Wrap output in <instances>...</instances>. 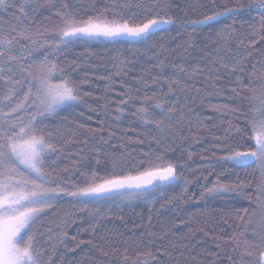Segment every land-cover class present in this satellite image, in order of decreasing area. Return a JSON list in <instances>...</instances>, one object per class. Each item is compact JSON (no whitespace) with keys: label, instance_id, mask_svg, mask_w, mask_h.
I'll return each instance as SVG.
<instances>
[{"label":"trees","instance_id":"trees-1","mask_svg":"<svg viewBox=\"0 0 264 264\" xmlns=\"http://www.w3.org/2000/svg\"><path fill=\"white\" fill-rule=\"evenodd\" d=\"M68 2L84 16L95 15L96 9L105 6L111 8L113 4V0H68ZM167 2L171 6L170 12L173 15L183 17L186 11L189 17L202 19L204 13L211 15L214 10L222 11L224 3L231 5L235 0H215V3L213 0H167ZM93 4L96 5V9L91 7ZM19 15L15 9L8 11L0 9V17H4L3 27L22 29L24 25H29L33 34L43 31L44 28L49 31L54 30L56 21L47 9L41 8L36 13H30L32 19L24 20L22 23L16 19ZM107 15L111 18L110 12ZM255 15L256 13L253 12L252 17ZM252 17L245 11L236 17H221L211 26H201L193 33L196 48L192 50L193 55L184 61L186 66L200 63L203 67V61L198 58L206 52H212L213 57H223L225 62L233 63L234 58L238 57L243 60L247 69L250 70L253 64L259 68L260 65L256 62L264 58L262 45L257 43L253 48L248 43L247 22ZM242 20L245 21L243 27H241ZM224 28L234 29L244 43L238 44L234 38L231 52L216 53L214 41L217 33ZM187 32H192L191 26L187 28ZM44 38L37 36V39ZM185 39L187 35L178 34L177 28L174 27L170 31L160 32L156 37V48L130 41L97 40L89 44L77 43L60 52L55 58L49 57L54 63L71 72L73 80L86 81L80 85L81 92L91 95L84 97V103L64 107L53 116L38 118V123L43 120V125L49 130L53 132L56 129L61 130V135L54 139L58 146L63 147V152L46 157V170L56 169L61 176L74 183L82 180L81 170L95 169L99 175L110 173L113 159L123 161V168L118 171L134 173L137 168L143 170L149 159L145 154L154 153L159 154L166 161L184 163V176L191 181L188 186L191 198L188 195L181 197L183 182L179 181L174 188L162 193H154L155 199L141 198L131 203L124 202L113 206L110 210H103V218L101 213L90 215L78 205L69 203L71 197L61 198L55 209L44 214L35 230L37 246L42 250L47 249L44 259H47L48 253H51L52 264H61V261L63 264H125L122 258L116 257H122L124 250L127 249L128 254L135 258V253L140 247L153 252L155 259L151 264H233V262L239 264L244 251L243 241L245 239L252 241L253 238L249 233L256 227L258 218H252L253 223L247 225L249 233L238 238L241 246L232 251L233 232L243 231L242 227H238L240 221L237 219V209L247 207L251 213L256 206L239 192H229L220 198L203 201L199 200V193L205 188V177L209 181H214L219 176L222 183L245 185L252 183L255 186L257 177L253 169L234 168L231 161L216 159L227 154L223 147L226 143H231L237 150H245L251 144L246 137L242 138L240 133L235 132L234 128L228 131L229 125L226 123L230 119L233 125L247 130L246 120L240 111L224 115L222 113L227 111L225 108L215 112L209 107L210 104L231 105L246 112L248 107L246 101L241 102L238 98L230 99L228 96V90L238 86L236 77L244 74L239 72L230 74L220 68L214 73L219 78L212 82L222 90L223 94L204 95L203 92L197 94L195 89L208 88L210 82L207 76L201 73L188 79L181 73L174 74L170 66L172 63L181 62L178 56L182 51L180 42ZM22 43H25L26 47H35L24 41ZM160 44L164 45L165 54L168 56L164 75L181 79L187 85V91L175 90L174 93H169L163 79L158 84H150L147 88L137 82L145 69L154 74L159 73L160 70L152 68V65L158 58ZM17 51H19L18 47ZM46 51L41 49L33 52L29 60L22 63L29 64L32 60L39 63ZM121 67H125L126 72L117 75ZM33 72L35 73V69ZM13 74L26 75L16 73L15 69ZM3 75L6 76L8 73L5 71ZM243 82L245 84L248 82L246 75ZM137 88L141 90L136 92ZM129 89H132V99L122 106L124 108L122 113H117L115 102L125 99ZM208 91L211 92V88H208ZM153 92L158 95L162 92L165 101L174 104L177 108V111L171 114V119L165 121L171 129L165 136L158 133L154 124H145L134 115L141 106V99L138 97L142 98L145 93ZM7 93L8 87L4 79H0V111L3 112L10 111L8 105L14 104L16 99V97L12 100L5 99ZM148 104L151 105V101ZM148 112L150 118H159L158 109L149 106ZM30 113L31 109L29 115H25L24 118L28 119ZM117 116L119 119H116ZM216 136H226L228 139L217 140ZM65 137L71 142H66ZM154 137L156 139H153ZM157 139L161 140L160 144H157ZM188 153L194 154L191 160L187 159ZM98 156L102 161L99 166L95 163ZM201 156L205 159H201ZM81 157H84L82 161ZM74 161L80 163L74 164ZM63 169L68 171H61ZM209 172L212 174L208 175ZM67 186L71 188V183ZM244 192L246 195H252L253 188H245ZM149 217L151 232L154 233L151 236L148 235L147 227ZM68 219L71 222L65 223ZM180 221L185 223L181 224ZM172 222H175L176 226H172ZM49 228L51 232L48 231ZM62 231L67 233V237L63 238V244L57 242L55 251H52L49 245L56 241V233ZM49 236L53 237L52 241L48 240ZM161 236L164 237L163 240L160 239ZM79 241L85 243L79 244V247L73 251L72 248ZM95 244L105 248L110 255L102 256L99 249L94 247ZM218 244L220 248L217 247ZM116 249H120V252L117 253ZM217 253L219 255H216ZM226 253L233 257V261L227 259ZM244 259L252 258L244 257Z\"/></svg>","mask_w":264,"mask_h":264},{"label":"snow or ice","instance_id":"snow-or-ice-1","mask_svg":"<svg viewBox=\"0 0 264 264\" xmlns=\"http://www.w3.org/2000/svg\"><path fill=\"white\" fill-rule=\"evenodd\" d=\"M91 7L96 9L95 4ZM170 7L167 0H113L111 8L105 6L96 9L95 15L84 16L80 15L78 9L70 6L68 0H0V9L4 11L15 9L20 14L16 19L21 23L24 20H31L30 13H36L41 8L47 9L56 21L53 31L44 28L43 31L33 34L29 25H24L22 29L3 27L4 17H0V79H4L8 87L5 99L12 100L16 97L14 104L8 105L10 111H0V264H52L51 253H48L47 259H44L47 249L42 250L37 246L35 230L44 214L55 209L63 197H71L72 200L69 203L78 205L81 210L88 211L90 215L101 213V218H103V210H110L113 206L124 202L131 203L141 198L155 199L154 193H162L174 188L179 181L183 182L181 197L188 195L191 198V194L188 193L191 181L184 176L183 171L185 164L179 161H166L162 156L154 153L145 154L149 159L143 170L137 168L134 173L118 171L123 168V161L113 159L110 173L99 175L95 169L81 170L82 180L74 183L61 176L56 169L46 170V157L63 152V147L58 146L54 139L61 135V130L56 129L55 132L49 130L43 125V120L38 123V118L53 116L64 107L84 103V97L91 95L81 92L80 85L86 81L73 80L71 72L66 71L58 63H54L49 57L55 58L60 52L77 43L89 44L97 40L101 42L104 40L130 41L156 48V37L160 32L170 31L174 27L177 28L178 34H186L187 39L180 42L182 51L178 56L181 62L172 63L170 66L174 74L181 73L188 79L201 73L207 76L210 82L208 88L212 91L209 92L208 88L195 89L197 94L201 92L204 95L223 94L222 90L212 82L219 78L214 73H217L220 68L230 74L239 72L247 77L248 82L245 84L244 75L237 76L238 86L228 90L230 99L238 98L241 102H247L246 112L231 105L210 104L209 107L215 112L225 108L227 111L222 113L224 115L240 111L246 120L247 130L233 125L230 119L226 123L229 125L228 131L234 128L235 132L240 133L242 138L246 137L251 144L245 150H237L231 143H226L223 147L227 154L218 156L216 159L231 161L234 168L253 169L257 177L255 186L252 183L246 185L222 183L219 176L214 181H209L205 177V188L199 193V200L215 199L229 192H239L245 199L251 201L256 206L251 213L247 207L237 209V219L240 221L238 227H242L243 231L233 232L232 251L241 246L238 238L249 233L247 225L253 223V217H257L256 227L249 233L253 238L252 241L249 242L247 239L243 241L244 251L239 264H264V58L256 62L260 65L259 68L253 64L250 70L238 57L234 58L235 62L229 63L225 62L223 57H213L212 52H206L198 58L203 61V67L200 63L190 67L184 63L193 55L192 50L196 48L193 33L201 26H211L221 17L232 18L245 11L250 17L253 12L256 13L247 22L248 43L253 48L257 43H261V50L264 53V0H235L231 5L224 3L222 11L214 10L211 15L204 13L202 19H193L187 15L186 11L183 17L173 15ZM109 12L111 18L107 15ZM244 23L245 21L242 20L241 27ZM189 26L192 27L191 33L187 32ZM37 36L45 38L37 39ZM234 38L238 44L244 43L234 29L220 30L214 41L216 45L214 51L216 53L231 52ZM22 41L35 47H26ZM41 49L47 51L39 63L36 60H32L29 64L22 63L29 60L33 52ZM165 52L164 45L160 44L158 58L152 65V68L160 70L159 73L154 74L145 69L137 82L147 88L150 84H158L163 79L169 93H174L175 90L187 91V85L181 79L164 75L165 61L168 60ZM14 69L16 73L26 75H14ZM5 71L8 73L6 76L3 75ZM125 72L126 68L121 67L116 74L121 75ZM140 90L137 88L136 92ZM125 96V99L115 102L117 113H122L124 111L122 106L132 99V89H129ZM138 98L141 99V106L134 115L145 124H154L161 136L170 132L171 129L165 121L170 120L171 114L177 111L176 106L167 103L162 92L159 95L155 92L145 93L142 98ZM149 101L151 105L148 104ZM149 106L159 110V118H150ZM30 109V117L25 119ZM116 119H119V116ZM215 138L226 141L228 139L226 136ZM65 140L68 143L71 142L67 137ZM156 142L160 144L161 140L157 139ZM193 155L188 153L187 159L191 160ZM83 159L84 157H81V161ZM201 159L205 157L201 156ZM101 162L98 156L95 160L96 165L99 166ZM73 163L79 164L80 161ZM61 171H68V169ZM211 174V172L208 173V175ZM69 183L71 188L67 186ZM245 188H253V194L246 195ZM70 222V219L65 221V223ZM180 223L183 224L185 221ZM172 226H176L175 222H172ZM147 227L148 235H154L151 232L150 217ZM48 231L51 232V229L49 228ZM66 237V232L56 233V241L49 245L52 251H55L56 243L63 244V238ZM160 239L163 240L164 237L161 236ZM48 240L52 241L53 237L49 236ZM88 242L91 243V241ZM82 243L85 241H79L72 250L75 251V248ZM94 247L99 249L102 256L110 255L109 251L99 244H95ZM217 247L220 248V245L218 244ZM116 252L119 253L120 249H116ZM226 256L229 261H233L231 255L226 253ZM244 257L252 259L245 260ZM116 258H122L125 264L128 262L151 264L155 256L151 250L140 247L135 253V258L128 254L127 249L124 250L122 257Z\"/></svg>","mask_w":264,"mask_h":264}]
</instances>
